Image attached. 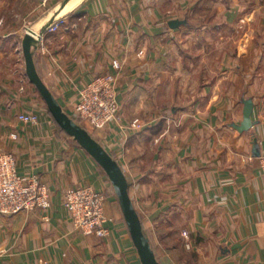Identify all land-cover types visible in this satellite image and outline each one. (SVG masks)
Wrapping results in <instances>:
<instances>
[{
  "label": "crops",
  "instance_id": "crops-1",
  "mask_svg": "<svg viewBox=\"0 0 264 264\" xmlns=\"http://www.w3.org/2000/svg\"><path fill=\"white\" fill-rule=\"evenodd\" d=\"M164 1L88 0L42 37L37 71L71 116L82 87L111 71L112 59L120 61L121 117L89 132L121 166L160 264H264V37L241 35L239 27L248 9L261 29L264 5L211 0L206 8L222 18L197 31L217 33L204 53L212 61L194 63L193 21L181 16L187 6ZM16 3L0 0V151L15 154L22 176L47 185L51 207L48 220L43 211L0 214V264H142L123 214L102 238L76 230L60 206L73 185L104 191L111 216L117 197L102 167L57 126L28 79ZM234 28L237 37H230ZM199 66L206 77L200 84ZM246 109L251 124L239 130ZM31 112L39 113L36 123L18 117Z\"/></svg>",
  "mask_w": 264,
  "mask_h": 264
},
{
  "label": "built area",
  "instance_id": "built-area-1",
  "mask_svg": "<svg viewBox=\"0 0 264 264\" xmlns=\"http://www.w3.org/2000/svg\"><path fill=\"white\" fill-rule=\"evenodd\" d=\"M56 22L48 31H55L60 23ZM112 70L97 74L80 90L72 117L81 125L102 129L111 122L119 121L120 103L117 94V72L120 61L112 59ZM19 118L24 122L36 123L35 114L22 113ZM132 126L139 127L138 119ZM261 173L264 177V154L259 156ZM15 156L11 152L0 153V213L14 214L23 210L32 211L50 207L48 189L36 176L24 177L18 173ZM64 206L68 210L75 227L84 234L104 237L105 227L103 205L105 197L97 189L89 186H76L66 190ZM47 220L48 216H44Z\"/></svg>",
  "mask_w": 264,
  "mask_h": 264
},
{
  "label": "water",
  "instance_id": "water-1",
  "mask_svg": "<svg viewBox=\"0 0 264 264\" xmlns=\"http://www.w3.org/2000/svg\"><path fill=\"white\" fill-rule=\"evenodd\" d=\"M87 1L58 0L37 18L29 22L21 39L26 75L45 101L55 122L95 159L108 176L141 263L160 264L151 242L143 230L141 219L129 195L128 181L121 166L86 127L78 123L62 108L39 75L34 62V52L39 47L42 37L49 28L56 22L70 17ZM178 23V20L169 22L172 27L177 26ZM250 124L249 110L246 109L239 130L247 129Z\"/></svg>",
  "mask_w": 264,
  "mask_h": 264
},
{
  "label": "rangeland",
  "instance_id": "rangeland-1",
  "mask_svg": "<svg viewBox=\"0 0 264 264\" xmlns=\"http://www.w3.org/2000/svg\"><path fill=\"white\" fill-rule=\"evenodd\" d=\"M56 1H58V0H17L15 9L18 11L17 12L18 16H16L15 18H16V24L18 23V32L16 33V34H18V37L20 34H22V36L24 35V33L26 31V25L28 24L29 21L32 20L33 17L37 16L38 14H40L41 12L46 10L49 6L54 4ZM174 1H176V0H165L164 3L165 4L170 3L169 5H171V3ZM221 1L222 0H213V3L214 4H215V2L221 3ZM243 2L244 3H242L240 0V4L248 5L247 8L252 4V0H243ZM178 3L179 4L182 3L183 5H181V6H183V8L185 5L187 6V8H184L183 12L181 13V16L184 17V18H182V20L191 19V21H193V62L194 63L195 62L198 63L199 61H201V63L211 62L212 60L206 61L204 53H205V50H207V49H209V47H211L210 42L212 40V36L214 35L213 37H215V35L217 33H213L211 31H207V30L204 31V29H203L202 33L200 34V32L197 31V28L200 29L201 26L206 28L205 24L207 23V20H211L212 18L220 19V18H222V13L216 12V10L213 13V12H211L210 8H206L207 7L206 5L210 6L209 3H211V0H179ZM187 4H193V5L191 7H188ZM262 4L264 5V0H262ZM7 8L9 9V7H7ZM249 8H251V7H249ZM166 13H167V16L168 15L169 16L174 15L172 10H167ZM218 14L220 16L217 17L216 15H218ZM262 14L264 17V12ZM241 15H242V18L240 20L243 21V22H241L242 25L239 26L242 30V31L240 30L241 35L244 34L245 36H249V35L255 34V32H256V34L263 35V37H264V22L262 23L263 26H261V29L259 28V26H256V24H254V21L255 22L257 21V15L255 13H252V11L249 12L247 9L245 11V13L243 12ZM10 17H11V19H10ZM12 18H14L12 16V14H9V16L7 15V20L12 21L13 20ZM11 21H10V23L8 22L7 29H8V27H10L12 25ZM259 31H261V32H259ZM229 32L230 33L228 35L230 37L231 36L235 37L237 35V28H234L232 31H229ZM22 36L17 39V40H20V43L18 44V49L21 51V54H22V50H21ZM197 57L199 58L198 61H196ZM201 58H203V59L201 60ZM22 60H23V57H22ZM22 63H23V67H24V60ZM200 69H202V68H200V66H199L197 68V71L195 72L197 75L194 76V79L197 80L198 84H200L202 79L206 78V77H204L203 72H201L202 70H200ZM118 72H117V76H118ZM23 73H24V71H22L21 75L25 76V74H23ZM187 78L188 79L179 77L178 81L179 82L182 81V84H186L187 81H189V77H187ZM116 83H117V80H116ZM30 85H31V83H30ZM188 86H189V84H188ZM193 88H194V86H193ZM194 97H196V92H193V98ZM120 110H121V107H120ZM175 110H179V109L175 108ZM30 114H35L39 118V115H38L39 113H37V112H31ZM18 117H19V115H18ZM87 126L89 128H91L89 125H87ZM1 152H3V153L4 152H11L15 156V154L12 151L5 150V151H0V153ZM15 159H16V156H15ZM15 161H16V167H17V159ZM259 166H260V159H259ZM17 171H18V168H17ZM18 173H19V171H18ZM260 173H261V168H260ZM261 175H262V173H261ZM262 177H263V175H262ZM42 183L45 184L44 182H42ZM76 186H89V187H92L94 189H96V188L92 185H89V184L73 185V186L66 187V189H64V191L62 193V202H61L60 206H62V208L68 213V215L71 219V222L73 224V227L76 230H78L77 227H75V225L73 223V220L71 218L70 213L68 212V210L64 206V198H65L66 190L71 188V187H76ZM46 187H47V185H46ZM47 189H48V187H47ZM99 191L102 192V194L105 197V202L103 205V216L105 218L104 224H105V227L108 229V232L104 237H107L109 232H110L111 225L113 223H115L118 218H119V220L122 219V216H121L122 211H121L120 205L118 203V200H116L117 204H115L116 206H115V209L113 211L114 215L113 216L109 215L108 208L106 206L107 205V197H106L104 191H102V190H99ZM48 193H49V197H50L49 189H48ZM50 201H51V199H50ZM50 207H51V204H50ZM50 207L45 208V209H36V210H32V211H43L45 213L50 209ZM23 211H27V210H23ZM32 211H28V212H32ZM0 214H2V213H0ZM6 215H9V214H6ZM44 216H48V214L45 213ZM44 216H43V218H44ZM78 231L80 233L84 234L80 230H78ZM182 233L185 237L188 238L187 231H183ZM86 235H88V234H86ZM98 237H100V236H98Z\"/></svg>",
  "mask_w": 264,
  "mask_h": 264
},
{
  "label": "trees",
  "instance_id": "trees-1",
  "mask_svg": "<svg viewBox=\"0 0 264 264\" xmlns=\"http://www.w3.org/2000/svg\"><path fill=\"white\" fill-rule=\"evenodd\" d=\"M50 113V112H49ZM56 123V122H55ZM57 124V123H56ZM57 126L62 130V131H64L58 124H57ZM84 127H86L88 130H89V127L87 126V125H83ZM65 132V131H64ZM66 133V132H65Z\"/></svg>",
  "mask_w": 264,
  "mask_h": 264
}]
</instances>
